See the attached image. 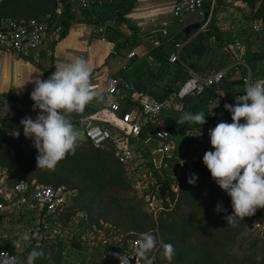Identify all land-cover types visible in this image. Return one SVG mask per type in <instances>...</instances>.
Listing matches in <instances>:
<instances>
[{"label": "built area", "instance_id": "obj_1", "mask_svg": "<svg viewBox=\"0 0 264 264\" xmlns=\"http://www.w3.org/2000/svg\"><path fill=\"white\" fill-rule=\"evenodd\" d=\"M234 1L177 0L174 15L177 18L186 15L195 16L194 22L199 23L200 30H205L211 23L215 11L222 5L226 6ZM61 16L62 5L59 4L53 25L55 29L51 32L50 25L46 21L18 20L0 15V53L7 52L21 58H31L33 55H37L45 38L50 33L55 35L59 32L60 27L57 22ZM249 31L254 34L261 32V23L258 20L253 22ZM182 46V44L176 45V50L168 58L169 62L182 64L180 57ZM225 51L234 55L244 54L247 47L245 43L238 40L225 47ZM134 55L135 52H131L128 54V58H133ZM240 66L244 67L246 71L240 77L244 94L245 85L258 79H264V73L255 71L244 60L236 59L207 74H200L187 68L190 76L186 81L180 83L177 91L172 92L164 99L137 94L135 98L140 101V105L121 115L116 113L122 109V91L123 89L131 90L130 84L124 77H111L106 92L111 99L109 110L114 113L115 121L111 125H103L97 123L91 116H84L80 118V125H82L80 129L83 130L86 141L95 146H103L109 142L116 143L115 155L117 159L136 181L135 187L139 189V193L148 195L147 209L150 211L163 210L167 208L169 196L163 197L158 189L151 193L144 191L149 179L153 180V184L157 179H162L160 176L154 175L151 165L161 166L162 158L171 157L179 148V143L171 132L159 125L162 117L174 110L186 111L183 102L186 96L197 99L207 90L220 87L223 85V81L230 80L241 73ZM134 111L136 114L132 115ZM35 112V116H37V111ZM26 116L30 117V114ZM151 125L153 126L151 127ZM113 128L119 133V137L114 136ZM210 129L213 127L210 126L206 129L207 134ZM168 171L169 169H167ZM8 179V172L5 169H0V241L14 237L17 249H25L32 242L33 224L48 220L53 223H62L63 216L72 203L75 192L63 184L55 186L21 178L10 185ZM170 190L175 194L179 192L177 175L172 177ZM21 204L25 206V209ZM16 205H19V209L15 212ZM261 209L257 208V211ZM256 225L264 231V220L259 221ZM96 231V235L88 240L87 264H120L117 255L114 254H124L129 257V264H146L145 258L137 257L135 251L142 236L127 238L124 241V235L118 234L117 231L114 233H105L100 229ZM25 236L27 239H24ZM0 252L18 258L15 251L0 248ZM156 253L157 251L153 247L148 254L151 264H158Z\"/></svg>", "mask_w": 264, "mask_h": 264}, {"label": "trees", "instance_id": "obj_2", "mask_svg": "<svg viewBox=\"0 0 264 264\" xmlns=\"http://www.w3.org/2000/svg\"><path fill=\"white\" fill-rule=\"evenodd\" d=\"M85 1L86 3H84V5L82 6V15L85 17L86 21L93 26L106 24L108 27L107 30L109 31L113 30L111 21L116 20L118 23L127 22L126 14H128L135 7L137 2V0ZM100 1H106V5L112 12V17H94L92 9L96 4H99ZM247 1L250 3L251 8L254 10H251V12L253 11V20L251 19L249 25L245 27V30L248 27L249 31L250 25L253 22L257 21L258 18H262L264 16V0H261L257 6L256 0ZM59 4L62 5V16L61 19L57 22V25L60 27L59 32L55 35L57 37L55 41H57L66 36L73 20L71 0H0V15L18 20L35 19L38 21H46L49 23L50 30L52 32L55 29L53 25L55 23V14ZM48 11L51 13L45 16ZM216 14L217 11H215L213 19L211 20L209 26L205 30H200L195 38L189 40L192 31L189 35H187L186 30L182 32L184 37L180 38L181 40L178 39L179 36H176V42L172 43V46L169 48V53H167L163 49V44L160 47L156 48L155 55L157 57V60L159 62H163L165 58L169 57L168 55L175 50V46L177 44H182L184 42L182 41L183 39L189 41H187L186 43L184 42V45L181 49L180 56L182 61H186L187 56L190 57L197 54L202 55L208 53V51H210L211 49L215 50L218 48L228 47L238 40L245 43L243 34L238 32L234 33L228 29L222 28L216 19ZM214 41L218 43L217 47H214ZM138 42V38H136L135 36H131L129 38H126V44L124 46H126L127 48H131L132 46L138 44ZM236 57L237 59L246 60L252 66H255V64L258 62H264V49H262L260 52L250 53L248 48L244 54L238 53L236 54ZM177 66L178 68L175 71L170 82L160 93H150V87L143 85L142 82H134L133 89H135L136 91L144 92L142 94H145L147 96L154 95L158 99H164L168 97L172 92L179 89L180 85H178V82H184L190 76L189 73L185 69H183L179 63H177ZM195 69H197L196 66ZM51 70L52 69H48L47 72H50ZM239 70H241L242 73L245 72V70L241 67H239ZM47 72L45 73L43 80H46L48 78ZM223 85H225L224 90L227 89L230 96L227 94V98L222 101V104L226 102H232V99H235V97L243 95V89L241 88V90L239 89L236 91L234 89L235 86H233L232 81L225 80L223 81ZM217 96L218 94L216 93L215 89H209L202 95V97H198L192 105H189V108L193 112L203 113L204 116H207V111L204 108V105L207 104L210 99ZM22 101L26 104L34 103L30 99V93L25 94ZM132 103L134 104V102H132L130 98H122L123 108L121 109L120 114H124L130 111ZM135 104L140 105V101L136 100ZM199 110H201V112H199ZM223 113L224 109H222V114ZM22 115H24L25 117L26 112H24ZM31 117L34 118V113L31 114ZM213 121L214 119L209 118L208 115L207 117H205V123L195 122V127L200 128L201 126L212 123ZM152 126L153 125H151V127ZM186 126L189 125L180 120L179 114H168L161 120V127L170 130L174 137H179V129ZM8 127L9 135L6 138L5 142L0 144V165L9 164L10 166H16L20 168V170L25 173L24 178L28 180H37L39 182L48 183L55 186L63 184L68 189L75 192V195L72 198V203L67 208V212L63 216V224H67L74 216V214H76L80 209H84V194H92V202L94 204H100L104 203L105 199L108 197H112L111 200H114L115 196L117 197V195L120 194L119 189L130 188V184L126 179L125 166L121 162H119L115 155L116 143L109 142L103 146H95L89 141L82 142L81 144L76 145L75 153L66 155L63 160L58 162L54 170H44L37 168V150L33 147L32 141L28 138H25V136L23 135V130H20L19 127L14 124L8 125ZM17 128L20 131V135L19 137H14L12 133ZM187 139H189V137H187L186 140ZM190 149L192 148H188L187 151H190ZM186 155V153L177 152L171 157H163L161 166L154 167V165H151V170L153 171L154 175H158L162 178L161 180L157 179L152 187V191L155 192L158 189L163 197H166V195L169 196V199H172L171 201H173V207L171 210H178V208L181 206L182 197L191 194V190L187 189L186 177L189 178L193 173L196 174L198 178L201 175H203V177L207 176V178H209V184L213 183V186L220 188L212 179L210 171L203 164V152L195 156H190L188 158ZM193 157H195L194 160ZM167 169H169L168 172ZM55 170L57 172H54ZM48 171L54 172L53 176L57 178L55 179V181H52L50 177L45 176ZM58 172H61V174H59ZM175 175H178L179 177L178 194H175L174 192H172V190H170L172 177ZM16 180H13V182ZM197 183L198 179L196 181V184ZM208 186L210 187V185ZM132 193L133 197L131 198V200H134V197L138 200L140 199L139 196L137 197L135 191H133ZM132 206L133 205H130V210L133 208ZM106 210L114 209L106 208ZM255 216L256 219H253L252 224H250L251 220H249L248 225H246L245 228L243 227L244 229H242V231L240 230L237 238L241 237L244 230L247 229L248 233H244V236L239 242V245L242 246L249 243L251 244V247L253 246L263 249V253L258 260V264H264V237L259 232L260 228H258L256 225L259 221L264 220V208L257 211L255 213ZM99 220L100 219H96L95 221H92L91 219L90 221L92 222L91 224H94V226L101 227V225L99 224ZM116 220L118 221V218H116ZM15 241L16 240L14 237L0 241V248L14 251ZM63 248L64 247L61 248L59 255L56 257L55 264H59L61 262V253ZM200 252H203L202 245L197 247L195 245V247L192 246V248L186 251H180L181 254L178 253V256L180 257L179 263H200V256L195 258V256H197L196 254H200ZM163 263L164 262H162L161 264ZM167 264H172V260H169Z\"/></svg>", "mask_w": 264, "mask_h": 264}, {"label": "rangeland", "instance_id": "obj_3", "mask_svg": "<svg viewBox=\"0 0 264 264\" xmlns=\"http://www.w3.org/2000/svg\"><path fill=\"white\" fill-rule=\"evenodd\" d=\"M256 1L257 6L261 0ZM218 10V15L216 14L217 21L221 26H229L238 29V33L243 34L245 45L247 49L249 48L250 53L260 52L264 49V16L257 19L262 26L261 32L257 34L249 33L248 27L245 30V27L249 25L250 20L253 18L254 11L247 0H235L228 6H225V8H218ZM251 10L253 11L251 12ZM50 13L51 12L48 11L45 16ZM173 18L178 20L174 16ZM197 34L198 33L193 32L190 39L195 38ZM183 37L184 35L180 33L178 39ZM189 40L183 39L182 41L186 43ZM169 51V49L166 50L167 53H169ZM224 60L225 56L222 50L211 49L208 53L202 55L187 56L186 61H181V66L186 71L187 68H190L197 73L207 74L210 71L219 69L221 67L220 63H223ZM195 66L197 69H195ZM147 78L150 79V93H160L164 87L163 84L166 82V75L164 73L161 76L148 75ZM222 90H224V87ZM224 93L226 96L227 94L229 95L227 89L224 90ZM222 101L223 99L221 98V100H218L217 103L212 105L213 112L218 114L222 113ZM218 102H220V105H218ZM230 103L235 104L236 100L232 99ZM205 105L204 108L208 111L210 108ZM10 108L13 107L8 106V112L2 110V113L5 112V115L2 117L7 121V124H9L8 114ZM189 109V106L186 108L184 106V110L187 111ZM179 112L180 110H174L173 115ZM199 112H201V110H199ZM229 116L231 118V114H229ZM8 135L9 131H4L1 134L0 144L5 142ZM187 137H189L187 142L193 140L190 135ZM207 142L209 143L210 141L198 139L196 143L205 146ZM185 153L188 158L198 155L201 153V150L190 149V151L188 150ZM0 168L5 169L8 174L12 173L13 180L19 177L24 178L25 173L16 166L6 164L0 165ZM54 172L57 171L55 170ZM54 172L48 171L45 176L55 181L57 178L53 176ZM125 172L130 188L119 189L120 194L117 195V197L114 195V200H111L112 197H108L105 199L104 203L94 204L91 200L92 194H84V209H80L74 214L66 225H63V223H53L49 220L33 224L32 227L34 231L31 237L33 242L26 247L24 252L19 254L21 261L24 262L28 253L36 249L43 253V256L36 260L39 264H55L56 257L59 255L61 248L64 245H69L71 248L69 249V255L71 256L73 264H87L86 254H88V240L93 235H96V230L100 229L105 233H114V231H117L118 234L124 235V241L127 238L137 237L136 235L143 236L144 234H151L155 239L154 247L157 251L156 259L158 264L162 262L167 264L169 260H172V264H181L179 263L180 257L178 253H180V251H186L192 248V246L195 247V245L196 247L203 246V252L195 256V258L200 256V263L198 264H258L263 249L251 247L249 243L242 246L239 245L244 233L247 234L248 230L245 229L241 237L237 238L240 230L242 231V229L248 225L249 220H251L250 224H252L253 219H256L255 213L257 209L252 216L238 220L234 226L228 225L224 217L233 212L231 198L225 191L213 186V183L210 182L211 184H209V178H207V176L203 177V175H201L198 178L196 186L189 184L187 182L188 178L186 177L187 189L191 190V194L182 197L181 206L178 210H171L173 201L168 198L170 204L167 203V208L150 211L147 209L146 203L148 195L140 194L139 189L135 187L136 181L133 180L126 168ZM58 173L61 174V172ZM153 185V180L149 179L144 190L145 193H151ZM208 185H210V187ZM133 191H135L137 197H140L139 200L135 197L134 200H131ZM158 192L160 193V191ZM218 202L223 203V207L227 209V213L216 212L215 209ZM130 205H133L131 210ZM158 205L160 206L161 204ZM22 206L25 209V206ZM106 208H113L114 210H106ZM15 209H19V205H16ZM90 218L92 221L100 219L99 224L101 227L91 224ZM116 218H118V221ZM259 232L264 237L262 228L259 229ZM164 244L172 245L170 257H166L163 254L164 249L162 245Z\"/></svg>", "mask_w": 264, "mask_h": 264}, {"label": "crops", "instance_id": "obj_4", "mask_svg": "<svg viewBox=\"0 0 264 264\" xmlns=\"http://www.w3.org/2000/svg\"><path fill=\"white\" fill-rule=\"evenodd\" d=\"M176 1L177 0H137L135 7L128 14H126L127 22L118 23L116 20L111 21L113 30L109 31L107 30L108 27L106 24L93 26L86 21L85 17L82 15V6L86 3L85 0H71L73 20L65 37L55 41L57 38L55 36L56 34H50L45 38L41 48L37 52V55H33L31 58L16 57L7 52L0 53V136L4 131H9L8 125L14 124L10 121V115L12 112H19L21 114V119L24 118V115H22L24 112H26V115L30 114V117L31 114L34 113L33 119L36 118V112L33 111L32 108L33 103L26 104L22 101L25 94L33 91L35 87V80L37 78L43 80L47 70L52 69L50 72H47L49 77L57 67L72 62L77 58H84L88 62L90 68V89L92 91L101 92L105 97L104 101H98L94 98L84 107L82 111L66 115L65 118L73 125H78L79 128L81 127L80 118L84 116H91L97 123L103 125H111L115 121L114 113L109 110L111 99L108 97L106 92L108 81L111 77H124L129 82L131 90L123 89L122 96L123 98H130L131 101L134 102V104L132 103L130 110H133L138 106L135 104V101L137 100L135 95L144 93L133 89L134 82H142L143 85L149 87L150 79L147 78L148 75L161 76L164 73L166 75V82L163 84L165 87L170 82L178 66L177 64L169 62V57H166L163 62H159L155 55V49L163 44V49L166 51L172 46V43L176 42V36L178 37L180 33L186 30L188 25L195 23V16L192 15H186L182 18L175 17L174 7ZM220 8H225V5H222ZM92 13L96 18L112 17V12L106 5V1H100L99 4H96L92 9ZM173 16L178 20H175ZM221 27L234 33L238 32V29L234 27ZM191 31L192 33H198L200 29ZM190 33L186 32L187 35ZM131 36L138 38L139 42L135 46L127 48L124 46L126 44V38ZM182 45H184V42ZM217 50H222L225 56L223 63H220L221 67L228 65L233 62V60L237 59L236 54L226 53L225 48H218ZM131 52H135V55L133 58L129 59L128 54ZM244 61L247 62V64L255 71H259L261 74L264 73V63L258 62L255 66H252L248 61ZM258 65L260 66L257 67ZM240 67L245 70L244 67ZM244 73L241 72L230 79V81L233 82V86H235L234 89L236 91L239 89L241 90V88L243 89L240 77ZM180 83L181 82H178V85H180ZM225 85L210 89H215L218 96L210 99L205 105L210 108L208 111L206 110L207 116L209 115V118L214 119V121L212 123L205 124L200 128H197L194 125L192 126V130L188 132L189 134L187 133L184 136L179 135V133V137L173 136L179 143V148L175 151V153H185L188 148L201 150V153L211 150L212 146L210 142H207L205 146H202L196 143L197 140L205 139L206 141H210V137L207 134L206 129L210 126L214 128L217 125V120L219 118L225 117L227 123L232 122L229 116L230 113L224 108L225 103L221 104L223 107L222 109H224L223 114H218L212 111L213 104L217 103V101L221 100V98L223 100L227 98L224 90H222ZM164 87L162 90H164ZM152 97L155 96L153 95ZM196 100L197 99L185 103V108L192 105ZM226 103L231 104L230 102ZM5 104L7 107H13L9 109V124H7V121L4 117H2L5 115V112L2 113V110L5 111ZM218 105H220V102H218ZM187 111L191 112L193 116L197 114V112H193L190 109ZM172 113L173 111L167 113L166 115ZM181 113L182 112H179L178 114L180 115ZM116 114L121 115L120 112ZM2 122L5 123L4 126H2ZM241 123H243V120H241ZM14 125L19 127L20 130H23L22 125ZM159 125L161 126V121ZM199 129L204 130L206 133L202 134ZM113 134L115 137H119V133L116 130ZM189 135L193 139L190 143L186 140ZM194 159L195 157H193V160ZM21 178L19 177V179ZM8 180L10 185H13L16 181H18L16 180L13 182L12 173L9 174ZM17 210L18 209H16L15 212ZM63 247L61 262L59 264H73L71 256L69 255V249L71 248L69 245H64ZM24 250H26V248L17 249L15 241L14 251L17 252L18 264H23V261L19 258V254L24 252ZM86 256L88 260V254H86ZM35 264L39 263L35 261Z\"/></svg>", "mask_w": 264, "mask_h": 264}, {"label": "clouds", "instance_id": "obj_5", "mask_svg": "<svg viewBox=\"0 0 264 264\" xmlns=\"http://www.w3.org/2000/svg\"><path fill=\"white\" fill-rule=\"evenodd\" d=\"M89 77L87 60L77 58L57 67L46 80H35L30 99L37 116L35 119L25 116L20 125L25 138L37 150V168L54 170L66 155L75 153L78 131L66 115L82 111L94 98L105 99L101 92L90 89ZM235 100V104H224L232 122H221L209 130L212 150L206 151L202 158L214 182L231 198L233 212L224 218L233 226L238 220L252 216L257 208H264V79L247 83L244 94ZM4 107L8 112L6 104ZM193 120L205 123V116L198 113ZM12 135L19 137V129ZM197 179L193 173L187 182L195 185ZM215 210L227 213L222 202L217 203ZM154 246V237L144 234L135 249L137 257L151 264L148 254ZM162 247L163 254L170 257L172 245ZM114 255L120 264H129V257ZM41 256V251L33 249L23 264H35ZM0 264H18V261L13 255L0 252Z\"/></svg>", "mask_w": 264, "mask_h": 264}, {"label": "water", "instance_id": "obj_6", "mask_svg": "<svg viewBox=\"0 0 264 264\" xmlns=\"http://www.w3.org/2000/svg\"><path fill=\"white\" fill-rule=\"evenodd\" d=\"M200 28V25L199 23H193V24H190L187 26L186 28V32L187 33H190L191 30H197ZM214 46H218V43L217 42H214L213 43ZM195 98L194 97H191V96H186L184 99H183V102L184 103H188V102H191V101H194ZM136 112H132V115H135ZM193 114L189 111H183L181 114H180V120L186 124H188L189 126L187 127H182L179 129V135L181 136H184L186 135L188 132H190L192 130V126L195 125V121L193 120ZM20 120H21V114L19 112H12L11 115H10V121L14 124H20ZM221 122H226V118L225 117H221L217 120V124L221 123ZM2 126L5 125V123H1ZM78 131V141H77V144H81L82 142H85L86 141V137H85V134L83 132L82 129L79 128L78 125H74ZM200 132H202V134H205L206 132L204 130H201L199 129Z\"/></svg>", "mask_w": 264, "mask_h": 264}]
</instances>
